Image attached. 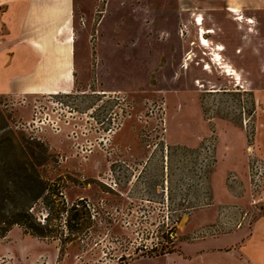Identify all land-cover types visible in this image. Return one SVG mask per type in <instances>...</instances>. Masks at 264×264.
<instances>
[{
  "label": "rangeland",
  "instance_id": "1",
  "mask_svg": "<svg viewBox=\"0 0 264 264\" xmlns=\"http://www.w3.org/2000/svg\"><path fill=\"white\" fill-rule=\"evenodd\" d=\"M220 2L222 18L194 0H70L69 26L58 20L57 39L75 53L72 95L83 112L106 124L84 135L85 122L77 121L78 137L72 125L28 128L34 105L47 104V96L0 94V146L10 148L0 153V163L24 166L16 173L0 168L3 188L20 194L2 206H19L53 231L40 239L15 226L0 236V264H235L213 249L229 243L226 234L264 218V200L252 195L249 176L252 150L264 162V0ZM233 6L238 9L229 10ZM200 16L215 31L207 35L214 52L222 46L235 73L204 69L213 51L198 42ZM168 95L185 96L176 111L190 106L182 116L186 123L191 106L197 107V147L168 142L172 129L157 111L165 104L171 119ZM112 114L115 124L108 120ZM231 131L234 167L228 165L230 146L222 158L217 154ZM219 161L220 184L240 200L219 207L236 210L235 220L244 224L224 229L205 221L190 229L193 210L202 215L213 203L210 178ZM164 247L172 253L159 255Z\"/></svg>",
  "mask_w": 264,
  "mask_h": 264
},
{
  "label": "crops",
  "instance_id": "2",
  "mask_svg": "<svg viewBox=\"0 0 264 264\" xmlns=\"http://www.w3.org/2000/svg\"><path fill=\"white\" fill-rule=\"evenodd\" d=\"M195 1L199 4L206 2L204 7L214 10L212 12L215 17H223L224 11L219 9L223 6L220 2L222 0ZM6 5L10 7L8 10L4 9ZM69 5L70 0H0V94L20 97L63 94V92L72 94L76 88V70L73 60L75 53H70L67 41L58 42L57 39L58 20H66V26H69L67 24L71 13L68 10ZM234 8L238 9L233 6L229 10ZM6 29H9V33L8 31L5 33ZM245 43L247 45V42ZM242 47L248 49L247 46ZM72 48L74 49V46H71V52ZM118 88L119 86L109 88L107 86L110 90H119ZM100 93L106 94V92ZM167 101L168 116L170 118L171 115V119L167 120L166 113V120L172 129L168 142L176 147H197L195 132L200 128L197 107L192 105L191 110L188 111L191 119L188 120L185 117L188 120L187 124L182 116L190 106L180 113L176 111L179 104L185 103V96L168 95ZM220 130L223 131L222 127ZM188 131L193 132V135L190 136ZM258 131L260 133L258 137H260L263 131L262 124H259ZM234 134L231 131L226 135L224 140L227 143L225 146H219L217 152L222 158V155H226L227 147L230 146L228 165L233 167L236 166L235 160L238 155L230 141ZM219 162L218 170L211 174L210 178V194L213 203L207 206V210L202 215L196 216L193 210L190 216V222L193 224L190 229L197 224H205V221L219 223L221 209L219 206L225 202L239 200L232 194L228 185L220 184L224 162ZM260 196L264 200V188ZM251 227L245 231L240 230L223 236L222 238L229 243L213 249L214 252L235 258V264H264V218L254 221Z\"/></svg>",
  "mask_w": 264,
  "mask_h": 264
},
{
  "label": "built area",
  "instance_id": "3",
  "mask_svg": "<svg viewBox=\"0 0 264 264\" xmlns=\"http://www.w3.org/2000/svg\"><path fill=\"white\" fill-rule=\"evenodd\" d=\"M46 96L47 104L40 103L39 101L34 105V119L31 123H28V126L26 127L38 130L39 127L43 128V125H45L46 123H51L50 125H52V127H54L56 130H59L62 129L63 125H72L74 128H76V130L72 132V135L78 137L77 130H79L81 126H79L76 122L84 121V135L89 133L93 129L95 130V132L103 130V126L106 124V122L101 121L100 118L97 119V116L92 112H83L78 106H76L75 102H77V100L75 98V95L63 93L49 94ZM49 107L52 108L51 113H53V116L46 112V108L48 109ZM157 111L160 112V116H162L160 120L165 127L167 125L166 105L162 104V106H160ZM110 119L111 122L115 124L116 120L118 119V115L112 114L109 116L108 120ZM99 141L101 142L102 140ZM164 142L166 143V140H164ZM250 155L252 161L249 176L252 187V195L254 197H259L264 188V162L259 157L255 156V150H252L250 152ZM229 180L231 184H236L238 181V177L231 175ZM254 203H257V200L254 199ZM209 205L210 203H208V205L206 206ZM235 211L232 208L223 207L220 211L219 227L230 229L233 228V223H236V226L234 227H241L244 222L242 221V219L235 220V216H237Z\"/></svg>",
  "mask_w": 264,
  "mask_h": 264
},
{
  "label": "trees",
  "instance_id": "4",
  "mask_svg": "<svg viewBox=\"0 0 264 264\" xmlns=\"http://www.w3.org/2000/svg\"><path fill=\"white\" fill-rule=\"evenodd\" d=\"M0 153L7 154L10 153V148L8 146H0ZM0 168L3 170H10V173H16L20 169H24V166L20 167V162L11 163L10 161H5L0 163ZM27 184V183H26ZM4 185L0 183V236H5L12 228L18 226L23 228L24 231L31 236L37 238H50L52 230L48 228V225H45L42 222L37 221V219L26 210L20 209L19 206H16L13 210L5 211L3 203L7 200L14 201L20 197V194L17 190H12L8 188H3ZM42 195L38 194L37 198ZM172 253L171 249L166 247L162 248L159 255H165Z\"/></svg>",
  "mask_w": 264,
  "mask_h": 264
},
{
  "label": "bare ground",
  "instance_id": "5",
  "mask_svg": "<svg viewBox=\"0 0 264 264\" xmlns=\"http://www.w3.org/2000/svg\"><path fill=\"white\" fill-rule=\"evenodd\" d=\"M197 20H198V23H196V26L198 28V42H199V44L203 48H205V50L207 49V50L213 51V53H214V54L213 53L210 54L212 56V58H211L210 62L205 65L204 69L210 71L213 68V66H217L219 69L223 70V72L226 75H231V74H233V72L235 73L234 69H232V67L224 60L222 54L220 53V51H224V48L222 46H218V47L215 48V52H214V45L208 39L207 35L214 34L215 31L212 30V29H206L204 27L205 20H204L203 17L200 16L199 19H197ZM74 44H75V38L72 37V39L70 40V45L73 46ZM195 45H196L195 42L191 43V46H195ZM192 59H193V54H189L185 58L184 62H185V67L186 68H188L189 62ZM200 83H201V81L197 82L198 85H200Z\"/></svg>",
  "mask_w": 264,
  "mask_h": 264
}]
</instances>
